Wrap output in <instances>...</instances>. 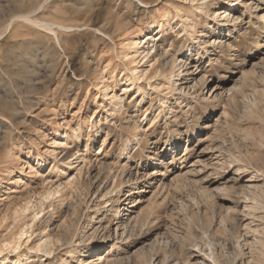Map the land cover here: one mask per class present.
<instances>
[{
  "label": "rangeland",
  "instance_id": "374dc122",
  "mask_svg": "<svg viewBox=\"0 0 264 264\" xmlns=\"http://www.w3.org/2000/svg\"><path fill=\"white\" fill-rule=\"evenodd\" d=\"M43 1L0 0V169L12 153L30 161L24 177L20 173L24 161L16 162L0 193V247L32 223L33 205L44 199L45 212L33 224V235L22 249L27 252L28 246L49 233L63 241L51 256H34L23 264H59L63 258L69 264H85L100 253L109 256L101 264H161L166 252L172 258L167 264H217L209 257L212 250L220 263H227L237 242L246 264L249 260L263 264L259 244L264 238V196L259 201L248 196L251 190L264 193V101L254 113L244 109L264 89V19L243 13L241 7L259 3L262 14L264 0H237L235 7H214L228 8L241 17L242 31L233 30L231 35L230 27L217 25L205 12L195 18L196 35L179 32L177 11H195L197 4L190 0H141L147 5L139 0ZM157 11L169 12L170 23L156 41L161 45L152 54L159 58L156 65L188 50V68L197 81L207 82L205 86L193 84L196 98L182 110L175 107L171 115L165 106L183 95L167 103L164 80H154V86L146 79L138 81L146 87L142 94L138 82L129 85L126 81L132 69H150L154 57L148 61L140 56L133 62L135 51L128 50L129 58H121L124 32L135 36V27L150 22ZM22 13L77 28L59 29V43L53 34L21 19L6 30L9 20ZM225 18L222 15L219 22ZM217 28L224 33L225 47L202 44L197 53L201 42L193 43V37L207 32L208 40L220 34ZM156 30L141 38L140 51L148 47ZM185 70L179 73L185 75ZM210 84L226 90L221 100L205 98ZM115 95L122 97L120 108ZM160 99L164 103L159 104ZM187 134H192L189 142ZM69 162L74 165L70 167ZM236 164L244 170L237 172ZM252 168L259 170L255 174ZM119 182H127L124 190H131L123 193L121 203L127 204L130 195L137 200L126 211L124 222L140 216L149 223L130 224V238L125 234L124 239H120L124 226L116 224L118 203L107 204L108 197H104ZM199 185L209 189L212 198ZM57 190L53 199H45ZM118 192H113L115 199ZM52 202L57 208L49 207ZM101 219L98 234L78 244L77 256L65 255L69 242L82 236V227L98 225ZM44 228L46 233L39 235ZM8 251H4L6 256ZM8 256L5 264H15V255Z\"/></svg>",
  "mask_w": 264,
  "mask_h": 264
},
{
  "label": "bare ground",
  "instance_id": "6f19581e",
  "mask_svg": "<svg viewBox=\"0 0 264 264\" xmlns=\"http://www.w3.org/2000/svg\"><path fill=\"white\" fill-rule=\"evenodd\" d=\"M139 1L144 3L141 0H139ZM190 1L192 3H196L197 4V6L195 4L193 5V7H194L196 12L195 11L189 12V11H186V10H183V9L177 11V20L180 21L178 24H181L180 28H179V32L187 31V32H192L191 33L192 35H196L197 34L196 31H195L196 30V26H197L195 18H196V16L199 15L198 12H203V13L205 12V14L207 15L208 19H210L211 21H213V20L217 21V23H216L217 25H219V24L221 25L223 23L224 26L230 27V28H228L229 35H231V33H233V30L242 31L243 26H242L241 17L236 16L233 13V11H230L228 8L227 9H219V10L218 9H214V7H217L219 5H223V6L227 5L229 7L230 6L235 7V6L238 5V1L237 0H190ZM43 2H45V0ZM40 4H42V3H40ZM144 4H146V3H144ZM246 5L247 4H245V6L241 7V10L243 11V13L249 14L251 16H255L256 18L264 19V13L260 14V10H259L260 5H259V3H254V4L250 5V6H246ZM40 6H42V5H40ZM148 6H149V4H148ZM253 10H255V11H253ZM222 15L223 16L225 15L226 18L222 22H219V19L221 18ZM169 16H170V13L167 12V11H157V13H155L153 19L150 22H148L145 25L144 24H140L139 26L135 27L134 32H133V35H135V36L132 37V35H129L127 32H124L123 37H122L121 42H120V48H121V51H122L121 52V56H122L121 58H129L130 53L128 52V50H134L136 55L134 56V60H132L133 62H135L137 60V58L140 57V56H142L143 58L145 57V59L150 61L153 52H155V50L158 49L159 46H161V45L158 46V42H156V41L160 38L159 36L162 35V32L164 33V30L166 29V26L170 23V21H169L170 17ZM11 19L12 20H9L10 22L7 23L8 25L6 27V30H9L12 27V24H13V22L16 19H21V20L28 21V22L36 25L37 27H40V28L46 30L47 32L53 34L55 39H56V41L58 43H59V37H58L59 29L63 30V31L64 30L68 31V30H73V29L77 28L76 26L64 24V23H61V22L45 21V20H40V19H37V18H33L32 15L29 14V13L28 14H23L22 13V14H19V15L17 14L15 17H12ZM213 27L214 26H211V29ZM232 27H233V29H231ZM153 28L158 29V30H156V34L149 41L148 47L145 50L140 51L139 48H140V44L142 43L141 38L143 36L145 37L148 34V32L151 29H153ZM217 29H219L220 34L212 36L208 40L206 39L207 38V32L205 34H203V36H201L200 38L199 37H195V36L193 37V39H192L193 43H198L199 41L201 42V43L197 44L198 47H199V48L196 49L197 53H200V49L202 48L200 46L202 44L203 45H206V44L207 45H211L214 48H224L225 47L226 44H225V42L223 40L225 37L222 36L224 33H222V30L220 28H217ZM232 38H233V36L229 37V39H232ZM191 48L192 47L188 46V49H191ZM187 52H188V50L182 51L179 54L175 53V54H172L169 57L163 58V62L160 63L159 65H156V63H157L159 58L157 59L155 57V54H154L152 57H154L155 60H154L153 63H151V68L150 69H143V70H140V71L137 70L136 68L132 69V75H131V77H128L126 79V81H129V85H134L138 81H141L142 79H146L148 81L147 83L150 86H154V84H152V82L154 80L157 79V80H159V82L164 80L165 81V83H164L165 84V89L169 90V95L166 97V98H168L167 103H169V99L171 97H173L175 95H178V94L179 95H183V96H180L179 98H177L175 101H172V102H170V104H167L165 106V108L168 109L167 110L168 114L167 113L166 114L167 115H171L172 113H175L176 112V110H175L176 108H179L180 110H182V109H184V107L190 106L189 103H190V101H192L191 99H193V97L196 98L195 93H196L197 90L192 93L194 88H196L195 85H193V84L196 83V84H199V85L201 84V85L205 86L206 83H207L206 80H204V79H199L197 81L196 78L193 76V73L191 72V68L190 67L188 68L187 60H188V58L190 56L186 55ZM161 54L165 55L166 51L163 50ZM159 62H161V61H159ZM184 67H186V70H185L186 74L185 75L179 73L180 69H182ZM100 76H101L100 79H102L104 77L103 76V72L100 74ZM186 76H190L191 78L186 79ZM137 84H138L137 85V89L139 90L140 94L145 93V91H146L145 88L146 87L140 85L139 82ZM129 85L126 86L125 90L128 89L127 87ZM210 85L207 87V91L204 94L205 98L208 101L211 100V99L212 100H215V99H220L221 100L223 98V95L226 92V90L222 86H220L218 84H215L213 86L212 85L210 86ZM229 90H227V91H229ZM161 91H164V90L162 89ZM208 94H209V96H208ZM114 98H116V100H117L116 101V106L118 108H120L122 103H123L122 97H120L118 95H115ZM248 98H250V97H247V98H244V99H246V101H247ZM159 101H160L159 104H161V102L164 103L163 99H160ZM260 101L261 102L264 101V89H262V94H261V96L259 98L255 96V98L249 99V101H247L248 103L246 104V109H244V110H248V111H252L253 112L254 109L259 107ZM174 104H177V106H174ZM263 104H264V102H263ZM263 104H261V106H263ZM261 108L263 109V107H261ZM159 115H160V113H159ZM159 115H157V116H155V118H153V120H152L153 123L157 122L156 120H157ZM175 115L176 114H174L172 116V119L174 120V123L178 121V118ZM55 131L58 132V130H55ZM187 137L189 138V139H187V142H189L190 138H192V134L191 135L187 134ZM105 139L102 140V143L105 141ZM263 140L264 139H262V141ZM187 142H186V144H187ZM138 143H140V139L136 140V144H138ZM53 144L59 145V142L54 141ZM172 148L175 151L176 148L175 149H174V147H172ZM189 148H190V146L186 147V150L189 149ZM77 155H78V153L75 154V159L76 160L79 158ZM10 157H11V159L9 161L5 162L3 164V166H2V168L0 169V193L3 190V188L6 186L8 181H10V177H11V175L13 174V172L15 170L16 162L24 161V163L21 165L22 169L20 171L21 175H23L22 177H24V175L26 174V172L28 171V169L30 167L28 165L29 162H30L28 160L29 157L28 158L27 157L24 158L21 155H17V154H13V153H12V155H10ZM161 158H162V156L158 157V158H155V159L157 160V159H161ZM40 159H42V158L40 157L39 160ZM238 162H240V161H238ZM232 163H235V162H232ZM262 163H264V162H262ZM73 165L74 164L72 162H69V166L70 167H72ZM235 167H236L235 169L237 170V172H240V170H242V169L244 170V167L241 168V167L238 166V164H236ZM253 168H257V165L255 167H253ZM261 169H262V167H261ZM257 170H259V169H255V170L253 169L255 174H256L255 171H257ZM258 172H257V174H258ZM260 173H261V170H260ZM79 174L81 176L82 169L79 170ZM214 174H217V172L215 171ZM78 176L79 175L76 174L74 179L76 180V178H78ZM144 176L146 177V175H144ZM20 179H21L20 181L23 180V178H20ZM114 184H116V183H114ZM125 184L127 185V182H123V183L119 182V185L117 187H116V185H113L112 188H108L107 192L104 195V197L105 196L108 197L107 204L110 203L112 205V204L118 203V205L116 206V210L115 211H118V215H119V219L120 220L116 221V224L121 223L120 225L124 226L123 230H122L123 231L122 232V236H120V239H124V235L125 234H127L126 237L130 238V235L127 233V229L129 228L130 224L133 225V226H137L138 227L139 225H146V223H147L146 220H141L140 216L139 217L137 216L132 221L130 220L128 222H124V220H123L124 219V215H127L126 211H129L130 208H132L134 206L135 202L137 201L136 199H134V197H131V195H130V198L127 199L128 200L127 204L121 203L122 202L123 193L131 191V190H124ZM199 187L202 189V192L204 193V195L207 196L208 199L212 198L213 194H212V192L209 189H207L206 187L203 188L200 185H199ZM116 189H118V191H119L118 193H116V195H118L117 199H115L113 197V192L116 191ZM59 192H60L59 190L49 192L46 195L45 199L46 200H50L51 198L53 199L54 196L57 193H59ZM242 193H245V191H243ZM236 194H238V192ZM247 194H248V192H247ZM251 194H252V196H250L248 194L249 195L248 197L250 199L254 200V201H259L261 196L262 197L264 196V193H263V195H261L259 193V191L256 192V191H253V190H251ZM44 205H45L44 199L41 200L38 204H34L33 207H34L35 210H34L33 216L31 217L32 218L31 219L32 223L29 222L28 224H26L25 227L19 229V231L17 233H13L11 236H9L8 241L6 243H4L3 246L0 247V256H2V259L0 260V264H5L6 263V260L9 259L8 254H10V253L15 255V264H23L25 262H28L34 256L35 257L51 256L54 253L55 247L57 246V244L60 243L61 241H63V240L60 239V237L59 238H56L55 236L53 237L51 235V233H49V234H46L43 238L41 237L36 244H32V245L28 246V249H27L28 251L27 252L23 251L22 248L24 246H27L30 238L33 235V234H31V232H33V224L38 219V217L43 215L44 212H45ZM127 205H131V206L127 207ZM261 205H263V204H261ZM54 206H55L54 202H52L49 205V207H54ZM29 209H30V207L28 206V207H26L23 210V212H25L26 210H29ZM54 210H55V208H54ZM231 212H230V208H228L227 209V214H229ZM91 218H92V220H94L95 216L93 215ZM51 219H52V215L47 219V222H49ZM103 219H101L99 221L98 225H94V224L90 223V224H86L87 226L86 225L83 226L82 230L80 231L82 236L79 237L78 240H76L75 242H72V241L69 242L70 246H68L69 248H68V250H67L65 255H71L73 257H76L77 254L80 252L79 248H78V244L80 242H85V241H88V240L92 239L93 237H95L98 234V232H99V230H100V228L102 226ZM45 222H46V220H45ZM147 224H149V223H147ZM133 226L131 228H133ZM118 227H119V225L117 226V228L115 230V234L118 233V230H117ZM46 230L47 229L44 228L43 231L41 233H39V235H41L42 233H46ZM65 235L66 236L69 235L68 232H65ZM64 239H65V237H64ZM213 240L215 241L214 238H213ZM114 242H115L116 246L119 247V245H118L119 243H117L116 240ZM237 243H238V247L241 248L242 245L239 242H237ZM259 245H260L259 246V248H260L259 253L261 252L260 256H264V238H262L260 240V244ZM213 246H215V244H213ZM238 247H235V249L229 253L228 258H227V263L226 262H224V263L221 262L220 263L219 257L217 256L215 250H212V253L209 255V257L212 258L217 264H246L244 259H243V257H242V253L243 252ZM5 249L9 250L7 252L8 253L7 256H6V254H4ZM93 249H94V247L91 250H93ZM166 253L164 254V256H161V260L159 261V263L161 262V264H167V262L170 260L171 256L170 255L168 256ZM172 253L173 252H171V254ZM107 259H109L108 255H103L102 253H100V254H97V255L90 256L88 259H86L83 262L85 264H101V263L107 261ZM96 262H98V263H96ZM251 262L249 260L248 264H252L253 263V262L252 263ZM258 262L256 261V263H258ZM262 262L264 264V260ZM32 264H34V263H32ZM59 264H69V262H67V259L63 258L62 262L59 263Z\"/></svg>",
  "mask_w": 264,
  "mask_h": 264
}]
</instances>
